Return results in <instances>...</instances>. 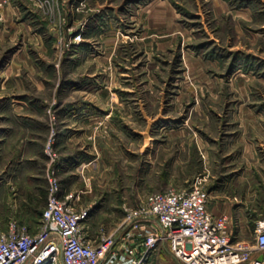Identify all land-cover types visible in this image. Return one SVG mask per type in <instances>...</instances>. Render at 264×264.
<instances>
[{
  "label": "rangeland",
  "instance_id": "1",
  "mask_svg": "<svg viewBox=\"0 0 264 264\" xmlns=\"http://www.w3.org/2000/svg\"><path fill=\"white\" fill-rule=\"evenodd\" d=\"M57 171L95 243L197 182L254 242L264 216V0H0V233ZM146 264H183L162 247Z\"/></svg>",
  "mask_w": 264,
  "mask_h": 264
},
{
  "label": "built area",
  "instance_id": "2",
  "mask_svg": "<svg viewBox=\"0 0 264 264\" xmlns=\"http://www.w3.org/2000/svg\"><path fill=\"white\" fill-rule=\"evenodd\" d=\"M46 206L34 231L11 221L0 233V264H146L162 247L183 264H264V216L256 221L254 242L234 240L227 214L208 207L210 192L200 184L149 193L125 208L118 232L92 241L84 231L89 211L64 193L57 171L48 172Z\"/></svg>",
  "mask_w": 264,
  "mask_h": 264
},
{
  "label": "crops",
  "instance_id": "3",
  "mask_svg": "<svg viewBox=\"0 0 264 264\" xmlns=\"http://www.w3.org/2000/svg\"><path fill=\"white\" fill-rule=\"evenodd\" d=\"M64 193H67V190L66 189H64ZM45 198L47 199L48 198V195H45L44 196V200H45ZM46 203H47V200H46ZM46 205V204H45ZM218 206V205H217ZM217 206L216 207H213V211H216V209H217ZM43 212V211H42ZM42 212H41V214H42ZM262 253V251H254V253H253V257L254 258H257L258 259V257H259V255Z\"/></svg>",
  "mask_w": 264,
  "mask_h": 264
},
{
  "label": "water",
  "instance_id": "4",
  "mask_svg": "<svg viewBox=\"0 0 264 264\" xmlns=\"http://www.w3.org/2000/svg\"><path fill=\"white\" fill-rule=\"evenodd\" d=\"M258 260L264 261V252L259 255Z\"/></svg>",
  "mask_w": 264,
  "mask_h": 264
}]
</instances>
